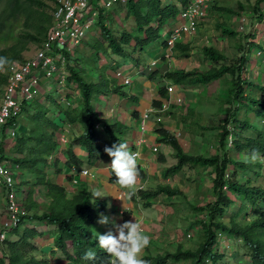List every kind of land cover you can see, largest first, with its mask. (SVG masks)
Returning a JSON list of instances; mask_svg holds the SVG:
<instances>
[{
  "label": "trees",
  "instance_id": "1",
  "mask_svg": "<svg viewBox=\"0 0 264 264\" xmlns=\"http://www.w3.org/2000/svg\"><path fill=\"white\" fill-rule=\"evenodd\" d=\"M50 1L54 3V0ZM166 1L168 0H118L109 9H100L95 24V27L99 29L100 40L95 39L91 47L95 55L107 58L110 61L109 66L114 70L123 68L128 61L137 66L142 65L139 62L143 61L145 52L151 45L160 42V32L165 27H169L168 20L176 19L182 12L178 6L185 9L189 4V0H169L168 4ZM262 3L264 0H257L253 7L258 21L263 18L259 8ZM39 6L42 4L33 0H25V3H22L21 0H0V38H5L13 25H19L20 20L24 21L23 26L26 28H33V23L39 21L35 28L36 34L25 32L15 36L13 45L0 50V57L6 58L7 63L22 60L21 53L27 48L30 41L42 43L51 24V15H45ZM121 10H124V21L130 22L131 27L115 32L106 27V24H111ZM222 12L233 14L229 9L222 10ZM30 21L32 23L29 25ZM46 24H48L47 27H45ZM216 28L222 37L235 38L237 36V33L225 23L217 24ZM254 36V34L245 35V38L251 40L246 48H240L242 54L234 62L226 64L224 55L214 48L204 47L202 49L203 57L212 64L207 71L195 69L186 72L175 69L161 75L176 86L188 88L218 81L225 75L230 76V80L226 98L222 102L225 106L223 110L226 117L217 126L216 142L219 150L217 155L208 157L188 155L172 133L161 128L156 131L160 136L157 143L172 149L177 161L176 165L162 171V178L168 179L188 165L214 168L212 192L215 200L201 208L205 212V219L200 221L201 240L195 249L184 250L178 247L172 254L166 253L154 259H146V264H166L168 260L184 261L189 264H207L209 262L220 264L223 256L214 252L213 249L217 244L219 234H225L233 237L234 240L241 241L244 250L250 256V264H264V186L254 185L249 177L253 167L259 170L257 173L252 171L254 174L256 173V179L264 177V85L248 82L242 77L248 65L246 54L257 46ZM162 46L168 49L166 42L162 41ZM170 51L177 56L187 58L190 49L188 44L179 41ZM7 55L10 57L8 58ZM70 56L72 55L65 53L68 74L64 84L68 87L74 84L79 95L78 97L67 95V106L60 109L64 118L61 117V120L57 121L58 119L49 117L45 105L33 100L25 102L22 111V114L25 112L28 116L29 124L33 126L28 127L27 132H17L15 146L9 149V154H5L4 149L9 137L5 130L12 129L16 121L8 122L1 132V159L11 161L17 166V170L34 175L36 178L33 185L29 187L26 199L19 197L20 201L25 202L23 214L19 215L17 225L7 230L6 238L1 242L6 247L1 253L0 264H48L46 259L39 260L36 257L35 254L39 249L33 241L34 238L43 237L44 233L36 231L34 227L25 226V224H32L31 222L34 221L47 226H55V229L49 231V235L53 237V248L56 250L52 252H59L70 264H111L110 255L100 249L96 243V233H98L96 227L100 225L97 222L99 215L113 214L109 209L108 198L105 196L96 199L94 193L97 191L90 190L86 184H77L73 192L68 195L65 188L55 183L52 177L50 178L41 168L48 166V158H52L58 151L59 144L55 135L61 131L64 122L77 129L78 133H74L65 141L67 148L61 153L64 162L54 157L52 165H49L55 169L54 174L65 175L70 172L65 176L68 181H72L76 172L86 170L85 168L94 161L108 165L107 162L111 158L104 149L117 142L126 144L130 126L126 125L124 120L119 117L113 121L102 118L95 110L93 102L100 96L108 97L111 94H116L132 103H137V99L128 95L124 91L126 86L117 84L116 79L104 73L93 74L92 71L90 73V67L78 69L79 67L69 65ZM7 63L0 65V71ZM155 77L156 73L152 72L148 78L152 81ZM5 83L6 77L0 74V85H5ZM252 89L260 92L259 99L252 95ZM1 91L2 89H0V93ZM157 98L153 100L152 104L154 108L160 109L161 100L168 98L165 87L159 88ZM56 104L59 106L57 102ZM27 107H29L28 110H26ZM253 114L258 117L255 120L261 124V127L258 128L253 124ZM132 115L139 118L135 111ZM228 123L239 126V132L236 133L235 127L228 129ZM229 139H231L233 152L244 153L253 161H241L231 156L228 146ZM76 148L83 152L86 161L74 153ZM15 155L22 157L17 158L14 157ZM163 160V157L159 156V161ZM137 168L138 182L144 181L148 175L138 165ZM228 170H230V175L227 174ZM240 175L244 181L239 180L238 176ZM14 180L19 190L17 179L14 178ZM108 182L120 185L113 171L109 172ZM38 187H46V196L49 200L46 210L40 215L31 214L34 208H38L36 201L31 197L33 189ZM138 193L142 200H146L144 204H148L147 200L155 199L159 195L166 197L168 201L183 195L182 191L172 189L169 185L159 186L154 191L141 190ZM18 194L21 195L20 191ZM129 195L130 202L135 203L137 201L135 192H130ZM99 196L104 195L99 193ZM239 199L241 200L239 207L224 220L228 210ZM20 204L22 203L20 202ZM247 209L253 212V219L248 223H242L238 218L241 215L247 216ZM129 215L130 211H124L123 223L129 221ZM89 250L95 252V257L91 260L85 257V253Z\"/></svg>",
  "mask_w": 264,
  "mask_h": 264
},
{
  "label": "rangeland",
  "instance_id": "2",
  "mask_svg": "<svg viewBox=\"0 0 264 264\" xmlns=\"http://www.w3.org/2000/svg\"><path fill=\"white\" fill-rule=\"evenodd\" d=\"M42 4L41 10L45 15L50 16L54 3L50 0H33ZM124 1V0H121ZM165 1V0H162ZM192 0H189V3ZM257 0H214L204 10V17L197 21V30L192 36L183 37L181 43L188 44L190 52L187 58L175 55L170 49H165L162 46V41L165 42L167 29L172 28L180 22L181 18L178 16L176 19L168 20V26L160 32L161 40L151 45L145 52L141 62L142 65L137 66L135 63L127 62L123 68L114 70L109 66V60L102 55L96 56L91 49L94 40L99 39V29L94 27L85 41L77 46L70 56L69 65L79 67H90L89 72L93 74L104 73L109 77L116 79L117 84H123L125 76H128L130 83L125 85L124 91L136 97L137 103H132L130 100L121 98L116 94H111L108 97L100 96L98 100H94L93 106L102 118L115 120L117 117L124 120L125 124L130 126L127 135V147L131 150L132 140H137L136 145L140 140H144L139 149V156L137 157V165L141 167L148 177L144 181L138 182L129 188L125 189L123 186H116L117 190H113V185L110 184L109 172L112 171L110 166L111 160L108 165H102L99 161H94L87 169L86 174L81 171L76 172V176L72 181H68L65 175L54 174L55 169L52 165L54 157H57L64 162L63 155L61 154L67 145L65 141L68 138L78 133L74 127L63 123L61 131L56 133V141L59 144L58 151L52 158H48V166L41 168L52 180L62 185L68 195L73 192L74 187L86 184V187L92 191L102 193L101 197H107L110 205L109 209L113 212L109 215L110 221L116 225L122 224V215L124 211H130L129 221L135 220L140 226L141 231L149 237V244L141 253L142 258L147 263L146 259H154L157 256H163L166 253H174L178 247L184 250H193L201 240L202 229L200 221L205 219V212L201 208L207 204L213 203L215 200L214 193L212 192V179L214 178V168H202L198 165L185 166L183 169L169 177L168 179L162 178V171L169 169L176 165L177 161L174 158V153L169 147L158 144L159 134L156 132L158 128L164 129L172 133L184 152L192 156H215L218 154L217 144V126L222 123L226 117L224 112L223 100L226 98V90L229 86L230 76L225 75L218 81H212L206 85H198L194 88L176 86L166 78H163L165 72H171L175 69H180L186 72L198 69L200 71H207L211 66V62L205 59L202 53L204 47H211L220 52L226 58L225 63L229 64L236 61L242 54L240 48H246L251 39L245 38V35L254 34V42L257 45L252 48L246 58L248 65L242 74V77L252 83L264 85V3L259 8L263 14L261 21H258L257 14L253 11ZM25 3V0H21ZM170 3L169 0L166 1ZM124 3V2H122ZM181 6H178L180 9ZM241 7V8H240ZM231 10L233 14L222 12V10ZM124 10L118 12L111 24L107 23L109 27L115 32H120L123 29L129 28L130 22H125L123 19ZM32 21L28 22L30 25ZM219 23H225L232 31L237 33L235 38L222 37L220 31L216 26ZM24 21L20 20L19 25H13L10 32L5 38H0V50L5 49L15 42V36L28 32L32 35L36 34V26L39 21L33 23V28L23 26ZM48 24L45 25L47 27ZM167 26V25H166ZM131 27V26H130ZM40 43L30 41L27 48L21 53V59L25 60L32 56L35 49ZM8 58L10 55H7ZM73 59V60H72ZM90 61V62H87ZM9 63V62H8ZM6 64V66L8 65ZM1 69L0 74L5 77V69ZM66 72L68 74L67 66ZM156 73L154 80H149L150 74ZM125 75V76H124ZM86 76V75H84ZM95 78V77H94ZM4 85H0L3 89ZM165 87L168 92V98L161 100V109L153 107V100L158 99L157 93L159 88ZM172 87L173 92H169L168 88ZM244 87L247 89L246 85ZM39 96L35 99L48 111V116L51 118L61 120V108L66 105L67 95L78 97L79 92L75 89V85L66 86L64 84H57L53 79L46 80L38 88ZM252 95L260 98V92L252 89ZM262 96V95H261ZM264 97V96H263ZM47 101V103H45ZM56 102L59 106H57ZM67 106V105H66ZM65 106V107H66ZM75 106V105H74ZM30 107V106H29ZM26 110H28V108ZM64 107V108H65ZM32 111V110H30ZM133 111L137 112L139 118L132 115ZM32 113V112H30ZM149 115L148 119L143 121L144 114ZM25 112L17 119L16 127L13 129V134H6L8 143L5 147L11 149L16 143V133L18 129L24 132L28 131V127L33 126L29 124ZM254 114L252 115L253 124L256 127H261V124L256 122ZM143 121V122H142ZM143 127L141 128V124ZM60 124V123H59ZM228 129L235 127L236 133L239 132V126H234L230 123L227 125ZM11 132V130H9ZM246 134V133H245ZM230 148V155L241 161H253L249 159L246 154H237L233 152L231 139L228 141ZM156 147V151L154 150ZM9 154V150L5 154ZM74 153L84 159L83 152L76 148ZM159 156L163 157V161H159ZM19 157H22L19 155ZM18 157V158H19ZM11 162V161H9ZM231 168V167H230ZM84 171V170H83ZM252 171H259L256 167L250 171V178L254 185L259 184L264 186V177L255 178L256 173ZM21 176H20V175ZM230 175V170L227 172ZM13 177L17 179L18 188L21 193L20 198L26 199L30 185L35 182L34 175H28L26 172L17 170L13 171ZM240 181L244 178L238 176ZM66 178V179H65ZM162 185H169L172 189L182 191L181 197H176L168 201L166 197L159 195L155 199L147 200L148 204H144L146 200L140 198L139 191H154L157 187ZM45 188L33 189L32 199L36 201L38 208H34L31 214L36 213L40 215L46 210L49 200L46 196ZM134 191L136 202H130L129 192ZM139 194V195H138ZM20 211L23 214L24 203L21 201ZM241 200H237L228 210L224 220L236 211L239 207ZM248 215H241L239 221L248 223L253 219V212L247 209ZM9 218L6 211V204L4 198L0 196V234L4 230V223ZM97 225L96 230L98 233H106L108 231H115L113 223ZM32 224H25L28 227H34L36 231L43 232V237L34 238L35 244L38 247L36 257L40 260L46 259L48 264H70L65 260L59 252L53 248V237L49 235V231L55 229V226H47L43 223L31 222ZM14 239V238H13ZM5 245L0 242V256L4 252ZM214 252L223 256L220 264H250V256L243 248V243L239 240H234L233 237L225 234H219L217 244L213 247ZM166 264H189L184 261H170ZM207 264H211L210 262Z\"/></svg>",
  "mask_w": 264,
  "mask_h": 264
},
{
  "label": "built area",
  "instance_id": "3",
  "mask_svg": "<svg viewBox=\"0 0 264 264\" xmlns=\"http://www.w3.org/2000/svg\"><path fill=\"white\" fill-rule=\"evenodd\" d=\"M116 1L118 0H54L51 24L42 43L29 58L12 61L6 66V83L0 93V137L8 122L15 120L17 123L24 103L33 101L40 95L38 88L46 80L53 79L57 84L64 85L67 76L65 53L72 55L74 49L93 31L99 10L109 9ZM213 2L214 0H192L185 9L180 7V22L167 30L166 38L163 37L168 49H172L183 37L195 34L197 21L204 17L203 11ZM125 77L123 84L128 85L129 78ZM168 91L173 92V88L169 87ZM143 117L144 121L149 115L145 113ZM15 125L12 129L7 128L5 133L7 131L14 135L12 132ZM15 169L16 165L0 157V189L9 215L0 234V242L5 240L7 230L17 225L21 214L19 190L13 177ZM81 172L86 174L87 171Z\"/></svg>",
  "mask_w": 264,
  "mask_h": 264
},
{
  "label": "clouds",
  "instance_id": "4",
  "mask_svg": "<svg viewBox=\"0 0 264 264\" xmlns=\"http://www.w3.org/2000/svg\"><path fill=\"white\" fill-rule=\"evenodd\" d=\"M5 63H7L6 58L0 57V65ZM132 142L131 150L128 149L127 142L126 144L117 142L111 147L104 149L106 154L111 158L110 166L117 182L125 189H129L136 184L138 178L137 157L144 140H140L138 146L136 145L137 140L133 139ZM112 185L114 186L112 191L117 190L116 186L119 185ZM99 193H94L96 199L101 197ZM97 222L103 225L112 221H110L108 216L100 214ZM112 223L115 231L96 233L97 246L110 255L111 264H145L141 253L149 244V237L141 231L140 226L135 220L125 221L119 225H116L114 222ZM85 257L91 260L95 257V252L89 250L85 253Z\"/></svg>",
  "mask_w": 264,
  "mask_h": 264
},
{
  "label": "crops",
  "instance_id": "5",
  "mask_svg": "<svg viewBox=\"0 0 264 264\" xmlns=\"http://www.w3.org/2000/svg\"><path fill=\"white\" fill-rule=\"evenodd\" d=\"M17 124H18V123H17ZM16 126H17V125H16ZM16 126H15V127H16ZM19 131H23V130L20 128V129L17 130V132H19ZM16 135H17V133H16ZM5 146H6V145H5ZM5 146H4L5 151H8V150H9V147L7 148V147H5ZM83 156H84V159H85V161H86V160H87V159L85 158L86 156H85V155H83ZM14 157H17V158H18L19 155H15ZM0 196L3 197L1 189H0Z\"/></svg>",
  "mask_w": 264,
  "mask_h": 264
}]
</instances>
